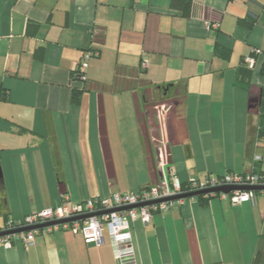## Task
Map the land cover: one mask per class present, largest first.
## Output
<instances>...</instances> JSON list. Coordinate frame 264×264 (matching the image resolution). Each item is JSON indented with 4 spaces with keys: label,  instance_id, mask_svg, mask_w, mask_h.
<instances>
[{
    "label": "crops",
    "instance_id": "1",
    "mask_svg": "<svg viewBox=\"0 0 264 264\" xmlns=\"http://www.w3.org/2000/svg\"><path fill=\"white\" fill-rule=\"evenodd\" d=\"M192 2L183 16L170 0H0V231L62 194L111 203L154 184L158 147L182 182L264 172L249 104L264 88V0ZM249 10L250 28L238 22ZM253 48L261 54L246 89L239 70ZM85 53L81 82L72 72ZM263 214L261 199L186 200L131 224L134 264H252ZM103 236L96 246L72 230L41 231L31 245L0 246V264H118Z\"/></svg>",
    "mask_w": 264,
    "mask_h": 264
},
{
    "label": "built area",
    "instance_id": "2",
    "mask_svg": "<svg viewBox=\"0 0 264 264\" xmlns=\"http://www.w3.org/2000/svg\"><path fill=\"white\" fill-rule=\"evenodd\" d=\"M209 30L216 29V25L207 21ZM261 54L260 49H251L250 54L244 57L248 68H254L255 59L251 54ZM89 54H85L81 67H87ZM158 180L138 191L115 193L111 203L106 199H87L80 203H71L65 194L62 202L50 206L36 213H31L19 221L8 220L0 232H9L15 229L35 227L24 231L0 234V246L10 247L15 240H20L25 246L34 242L35 236L41 231L52 232L57 230H72L81 234L85 244L96 246L104 242L103 231L106 228L113 250V255L118 264H134L133 247L131 245V224L140 221L144 225L151 221L154 213H163L171 208L182 205L186 200H195L194 196L179 197L185 193L205 191L225 186H255L257 190H231L228 193L209 191L201 193L204 198L218 197L227 199L232 204L249 203L255 205L259 199L264 201V175L226 173L221 176L209 175L203 179L189 178L183 184L175 174L166 170V153L164 147L157 148ZM255 161L260 160L259 155L254 156ZM84 218L73 219L74 217ZM67 220V221H66ZM264 220V214H263ZM62 221V222H57ZM56 222V223H52ZM52 223L44 227L40 224Z\"/></svg>",
    "mask_w": 264,
    "mask_h": 264
},
{
    "label": "trees",
    "instance_id": "3",
    "mask_svg": "<svg viewBox=\"0 0 264 264\" xmlns=\"http://www.w3.org/2000/svg\"><path fill=\"white\" fill-rule=\"evenodd\" d=\"M249 1H253V0H247V2ZM170 8L176 11H179L181 13V15L183 16H188L190 14V12H192L193 10V2L192 0H170ZM257 18V14H255L252 11H248L247 14L245 15L244 18L239 19L238 22L242 25L247 26L248 28H250L252 26V24L254 23V21ZM212 23V22H211ZM215 29L213 30H209L210 32H214ZM215 53L218 54L219 56H222L224 59L229 57V50L228 49H224L222 47H219L218 44L215 45ZM85 54H89L88 58L90 55H92V53H85ZM84 54V55H85ZM83 55V56H84ZM255 57H257L256 54H251ZM246 55H244L241 59V69L239 70V74L242 75V81L239 82V84H243L244 87H246V89H248L249 86V81L246 80V78L249 79V75L252 71V68H248L245 63H244V57ZM82 59V58H81ZM80 59V60H81ZM88 60V59H87ZM85 70L86 68H82L81 67V62L79 61L77 63V65L75 66L74 70H73V77L75 79H78L81 82H85L86 81V75H85ZM259 73L264 75V60L261 62L260 65V69H259ZM5 96H3L4 98ZM80 98V90H72V102H78ZM249 104H250V110L251 113H256V124H255V129H254V134H255V139H254V144L256 147L259 146V144H261L264 140V88H261L258 92V94L256 95H251L249 96ZM253 110V112H252ZM164 135L167 138L166 132L164 131ZM252 174V173H256L258 175H264V172L260 171V170H254L253 171H249L247 173H243L242 175L245 174ZM189 179V178H188ZM188 180L183 181V184L186 183ZM145 186L141 187L144 188ZM140 188V189H141ZM139 189V190H140ZM196 201H198L199 204L201 205H205L209 199L211 198H204L203 195L198 194V195H194V197ZM252 264H264V244H260L257 252L255 254V257L253 259V263Z\"/></svg>",
    "mask_w": 264,
    "mask_h": 264
},
{
    "label": "water",
    "instance_id": "4",
    "mask_svg": "<svg viewBox=\"0 0 264 264\" xmlns=\"http://www.w3.org/2000/svg\"><path fill=\"white\" fill-rule=\"evenodd\" d=\"M166 152H167V155L169 156V146L166 147ZM169 157H168L169 162H171ZM262 188H264V187H262ZM235 189H238V190H257V189H261V188L260 187H255V186H225V187H217V188H214V189H208V190H205V191H198V192H194V193H185V194L180 195L179 197H189V196H194V195H198V194L209 192V191H215V192L221 191V192H224V193H228L231 190H235ZM84 217L85 216L74 217V218L67 219V220L70 221V220H73V219H79V218H84ZM57 222H62V221H57ZM52 223H56V222H52ZM52 223L40 224L37 227H44V226L50 225ZM31 228H35V227H27V228H22V229H15V230L9 231V232L24 231V230H28V229H31ZM9 232H0V234L9 233Z\"/></svg>",
    "mask_w": 264,
    "mask_h": 264
},
{
    "label": "rangeland",
    "instance_id": "5",
    "mask_svg": "<svg viewBox=\"0 0 264 264\" xmlns=\"http://www.w3.org/2000/svg\"><path fill=\"white\" fill-rule=\"evenodd\" d=\"M165 109H166V113L164 114H162V112H160V116H158L157 115V120L158 121H162L163 120V122L165 123V119L167 118V115L169 114V115H171L172 113H173V110H172V108H170V107H165ZM168 112V113H167ZM171 113V114H170ZM178 115L179 114H176V118H178ZM156 130V129H155ZM154 132V134H157V136H158V131L156 130V131H153ZM156 132V133H155ZM158 142V141H157ZM104 234L106 235V232H104Z\"/></svg>",
    "mask_w": 264,
    "mask_h": 264
}]
</instances>
